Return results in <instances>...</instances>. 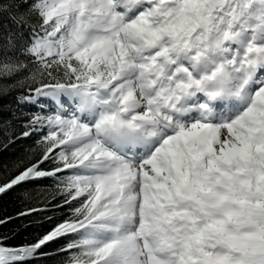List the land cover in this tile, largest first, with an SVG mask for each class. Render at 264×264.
<instances>
[{
    "label": "snow or ice",
    "instance_id": "6c2138e0",
    "mask_svg": "<svg viewBox=\"0 0 264 264\" xmlns=\"http://www.w3.org/2000/svg\"><path fill=\"white\" fill-rule=\"evenodd\" d=\"M0 97V264H264V0H0Z\"/></svg>",
    "mask_w": 264,
    "mask_h": 264
},
{
    "label": "trees",
    "instance_id": "16d2710c",
    "mask_svg": "<svg viewBox=\"0 0 264 264\" xmlns=\"http://www.w3.org/2000/svg\"><path fill=\"white\" fill-rule=\"evenodd\" d=\"M11 101L0 97V106L8 105ZM7 113H0V123L6 118ZM4 129L0 128V139L3 138ZM22 149V145L17 144L16 146L10 147L7 151H0V163L9 160L14 155L18 154ZM35 195V194H33ZM22 208H26V204L21 203L16 195L0 198V216L12 215L15 216ZM57 218L58 214H57ZM37 219H44L43 217H33L30 227H25V221L20 220L9 225L7 229L3 231L18 230L17 243L34 240L40 233L44 232L47 228L51 227V223L46 221L43 226L37 223ZM48 264H54L53 261H49Z\"/></svg>",
    "mask_w": 264,
    "mask_h": 264
}]
</instances>
